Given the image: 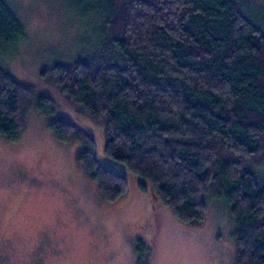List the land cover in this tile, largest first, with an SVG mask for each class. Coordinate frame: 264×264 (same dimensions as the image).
Listing matches in <instances>:
<instances>
[{
	"label": "trees",
	"instance_id": "trees-1",
	"mask_svg": "<svg viewBox=\"0 0 264 264\" xmlns=\"http://www.w3.org/2000/svg\"><path fill=\"white\" fill-rule=\"evenodd\" d=\"M261 1L77 0L95 18L97 43L41 70L75 117L51 116L49 126L58 138L79 141L77 161L102 196L117 199L127 181L97 159L81 116L102 124L104 153L141 189L147 180L154 202L178 219L201 223L208 199H225L235 264H264V182L249 166L264 142ZM26 36L0 0V53ZM54 103V94H35L0 55V137L17 139L33 105L52 111Z\"/></svg>",
	"mask_w": 264,
	"mask_h": 264
},
{
	"label": "rangeland",
	"instance_id": "rangeland-1",
	"mask_svg": "<svg viewBox=\"0 0 264 264\" xmlns=\"http://www.w3.org/2000/svg\"><path fill=\"white\" fill-rule=\"evenodd\" d=\"M5 1L27 33L2 48L5 61L35 94H54L55 103L52 111L33 105L17 139L0 137V264H235L234 218L225 199L210 197L201 223L178 219L154 202L147 180L141 189L135 174L104 153L102 124L81 116L97 159L127 181L123 194L106 200L77 161L79 141L60 139L49 126L51 116L75 117L41 70L92 50L93 15L77 0ZM249 166L263 183L264 142Z\"/></svg>",
	"mask_w": 264,
	"mask_h": 264
}]
</instances>
